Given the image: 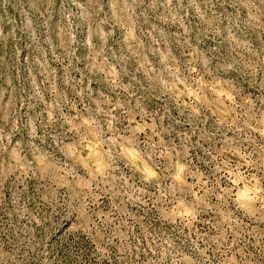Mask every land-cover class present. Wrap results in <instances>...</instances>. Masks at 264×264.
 Instances as JSON below:
<instances>
[{"label":"clouds","instance_id":"1","mask_svg":"<svg viewBox=\"0 0 264 264\" xmlns=\"http://www.w3.org/2000/svg\"><path fill=\"white\" fill-rule=\"evenodd\" d=\"M0 62V264H264V0H0Z\"/></svg>","mask_w":264,"mask_h":264},{"label":"rangeland","instance_id":"2","mask_svg":"<svg viewBox=\"0 0 264 264\" xmlns=\"http://www.w3.org/2000/svg\"><path fill=\"white\" fill-rule=\"evenodd\" d=\"M3 71H4L3 63L0 62V72ZM0 83H2V81H0ZM39 191L40 189L38 188L37 195H39ZM56 222L59 224V230L58 232L53 233V239H55L57 235H62L65 241L71 242L72 240L77 239V235H79L81 240H86L88 244H91L93 247L95 246L92 236L88 233L87 229L78 228L77 225H70L68 222H64L60 220L59 217L57 218ZM201 227L203 226L201 225ZM67 246L68 244L65 243L64 248H67ZM84 246L87 247V244ZM61 255L62 256L64 255L63 251H61Z\"/></svg>","mask_w":264,"mask_h":264}]
</instances>
